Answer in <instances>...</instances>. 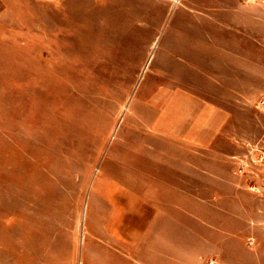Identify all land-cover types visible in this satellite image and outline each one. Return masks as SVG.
I'll use <instances>...</instances> for the list:
<instances>
[{"label":"rangeland","instance_id":"obj_1","mask_svg":"<svg viewBox=\"0 0 264 264\" xmlns=\"http://www.w3.org/2000/svg\"><path fill=\"white\" fill-rule=\"evenodd\" d=\"M212 106L205 161L176 137ZM174 156L206 205L160 264H264V0H0V264H123L110 220Z\"/></svg>","mask_w":264,"mask_h":264},{"label":"crops","instance_id":"obj_2","mask_svg":"<svg viewBox=\"0 0 264 264\" xmlns=\"http://www.w3.org/2000/svg\"><path fill=\"white\" fill-rule=\"evenodd\" d=\"M212 109V113L209 112V117L203 126L191 127L187 132L189 135L176 137L184 144L199 148L201 153L206 155L203 158L205 161H208V149L213 148L218 151L221 145L219 135L224 126L223 110L217 106H212ZM153 162L156 174L144 176L143 181L138 183L141 186V201L134 207L123 208L126 211V220H121V222L110 220L112 227L109 231L111 233L116 231L115 227L118 224L124 225L127 232L126 239L121 237L119 239V241H125V244L121 245L124 255L121 260L123 264H160L159 258L161 257L174 258L175 241L178 238L170 232V226L190 227L193 223L203 221L195 219L196 217L193 218V214L201 216L202 203L204 205L206 203L201 197L197 199L190 195L193 190L189 188L187 178L191 177L193 166L199 170L196 171L199 172V176L202 172H207L202 161L197 164L191 159L174 156L173 158L155 159ZM193 202L199 203L198 208L192 207ZM117 209L112 204L110 207L105 206V212L109 211L107 215L111 218H116ZM121 213L124 214L123 210ZM189 230L191 231L190 228ZM159 241H162L168 248H161ZM170 247L173 250H170ZM149 256L152 257V261L144 259Z\"/></svg>","mask_w":264,"mask_h":264}]
</instances>
